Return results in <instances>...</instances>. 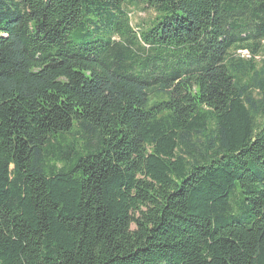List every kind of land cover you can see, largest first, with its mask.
I'll use <instances>...</instances> for the list:
<instances>
[{
    "label": "trees",
    "instance_id": "obj_1",
    "mask_svg": "<svg viewBox=\"0 0 264 264\" xmlns=\"http://www.w3.org/2000/svg\"><path fill=\"white\" fill-rule=\"evenodd\" d=\"M263 43L264 0H0V264H264Z\"/></svg>",
    "mask_w": 264,
    "mask_h": 264
},
{
    "label": "rangeland",
    "instance_id": "obj_2",
    "mask_svg": "<svg viewBox=\"0 0 264 264\" xmlns=\"http://www.w3.org/2000/svg\"><path fill=\"white\" fill-rule=\"evenodd\" d=\"M129 12L132 14L130 19H131V24L135 30L141 27L143 23H147L154 16V13L151 10L144 9L142 8V6L133 8ZM263 48H264V43H263ZM243 55L244 58H248L247 55L245 54ZM263 56H264V52L256 58V62H260V60L264 58Z\"/></svg>",
    "mask_w": 264,
    "mask_h": 264
}]
</instances>
